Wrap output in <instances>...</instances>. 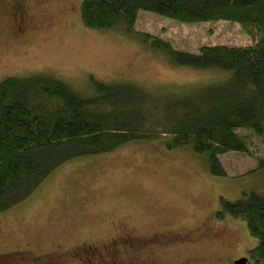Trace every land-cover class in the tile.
Listing matches in <instances>:
<instances>
[{"label":"rangeland","instance_id":"obj_1","mask_svg":"<svg viewBox=\"0 0 264 264\" xmlns=\"http://www.w3.org/2000/svg\"><path fill=\"white\" fill-rule=\"evenodd\" d=\"M82 1L13 0L12 12L3 8L0 82L7 77L45 75L83 92L93 81L184 87L198 83L206 73L174 66L163 51L144 42L143 34L192 54L204 46L251 44L250 36L231 21L181 23L147 11H138L132 32L122 26L90 29L80 18ZM17 9H22L20 17ZM23 27L26 31L17 34ZM166 143L164 138L134 142L108 155L62 165L37 193L0 213V263L7 261L3 254L26 250L32 261L20 264H51L48 258L55 264H69L67 254L73 252L74 264H101L102 260L125 264L131 253L114 258L83 250L107 244L117 224L132 225L139 234L188 231L218 210L219 198L235 201L244 193L264 192V172L255 170L256 163L246 156L234 152L220 156L226 176L217 177L208 172L205 156L189 146L169 150ZM224 222L220 226L231 230L227 239H206L197 247L173 249L176 253L158 255L155 261L178 264L187 256L199 259L194 264H211L220 257L245 256L256 246L243 220ZM81 252L85 254L76 255ZM50 253L45 259L38 256Z\"/></svg>","mask_w":264,"mask_h":264},{"label":"trees","instance_id":"obj_2","mask_svg":"<svg viewBox=\"0 0 264 264\" xmlns=\"http://www.w3.org/2000/svg\"><path fill=\"white\" fill-rule=\"evenodd\" d=\"M138 11L181 23L231 21L251 44L204 46L192 54L143 34L144 42L163 51L174 66L206 73L184 87L93 81L83 92L45 75L2 80L0 213L37 193L67 162L108 155L139 141L164 138L169 150L189 146L205 156L212 176H226L219 157L230 152L264 172V0H83L80 18L90 29L122 26L132 32ZM213 73L217 76H205ZM211 215L243 220L257 240L246 256L251 264H264V192L244 193L235 201L219 198ZM73 254L67 256L74 264ZM3 255L11 262L13 254Z\"/></svg>","mask_w":264,"mask_h":264},{"label":"flooded vegetation","instance_id":"obj_3","mask_svg":"<svg viewBox=\"0 0 264 264\" xmlns=\"http://www.w3.org/2000/svg\"><path fill=\"white\" fill-rule=\"evenodd\" d=\"M12 5L13 0H0V12L3 8H7L12 12ZM24 5L21 4L19 7L23 9V17L25 18V11ZM22 9L16 10V14L18 17L22 14ZM1 22V21H0ZM25 25L24 23H21ZM27 27H23V30L17 32V34H22L25 32ZM19 34V35H20ZM16 36V35H15ZM211 217H207L204 221H202L198 227L190 228L188 231L183 232H175V231H167V232H157V233H146V234H139L137 230L132 225H127L121 227L122 224L114 225L115 232L110 235V239L107 244H100V245H88L86 249L83 251H90L93 250V253L104 252L105 255H114L116 258L119 254H130L131 256L126 260L127 263L125 264H159L155 261L158 255H163L165 253H176L172 252L173 249L180 250L183 248H193L200 245L202 241L210 240H223L226 238L227 233H230L231 230L228 232L224 229V220H215ZM212 219V220H211ZM214 220V221H213ZM119 231V232H118ZM227 239V238H226ZM90 248V249H89ZM89 249V250H87ZM228 249V247H227ZM226 249V250H227ZM225 250V251H226ZM83 252V253H85ZM133 253H140L137 256L133 255ZM227 253V252H225ZM13 259L11 258V262L6 261L3 264H15V263H26L27 261H32L29 259L26 254V250H16L13 251ZM50 254L38 255L40 259H45L46 256H50ZM100 255V254H99ZM140 255H143L144 258H140ZM187 256L183 257L182 260H179L178 264H194L199 261V259H189L186 258ZM248 257L245 255H240L237 257H220L215 259L211 264H234L240 258ZM44 261V260H42ZM49 261V258L47 259ZM116 264H124V262H115ZM251 264V261L248 259V263Z\"/></svg>","mask_w":264,"mask_h":264},{"label":"water","instance_id":"obj_4","mask_svg":"<svg viewBox=\"0 0 264 264\" xmlns=\"http://www.w3.org/2000/svg\"><path fill=\"white\" fill-rule=\"evenodd\" d=\"M247 263H248V259L246 257L240 258L234 262V264H247Z\"/></svg>","mask_w":264,"mask_h":264}]
</instances>
